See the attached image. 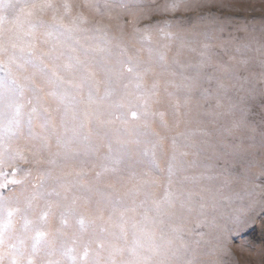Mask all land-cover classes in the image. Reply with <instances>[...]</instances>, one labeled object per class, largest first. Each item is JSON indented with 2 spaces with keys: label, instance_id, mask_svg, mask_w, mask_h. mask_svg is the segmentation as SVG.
<instances>
[{
  "label": "rangeland",
  "instance_id": "1",
  "mask_svg": "<svg viewBox=\"0 0 264 264\" xmlns=\"http://www.w3.org/2000/svg\"><path fill=\"white\" fill-rule=\"evenodd\" d=\"M70 2L87 16L74 40L91 53L89 59L96 57L92 91L82 87L77 96H92L89 115L84 102L73 103L55 85L33 77L28 64L18 67L20 61L9 64L0 55V83L5 77L17 81L10 100L0 91V150L10 143L35 147L42 162H19L31 175L17 174L22 185L16 194L36 187L43 197L37 212L51 205L42 229L48 242L34 253L26 242L27 258L32 264H159L162 257L148 250L146 238L137 239L130 224L170 193L174 205L166 220L173 243L165 252L167 264H264V212L258 203L264 201V0ZM177 2L175 11L164 10ZM147 26L163 29L159 35L153 31L151 44L165 54V67L150 65L145 84L156 82L157 89L147 101V119H140L145 99L126 79L109 81L97 65L112 67L129 56L149 62L148 49L135 39ZM35 35L34 63H67L54 36ZM100 41L110 42V54L96 51ZM225 65L235 78L227 94L218 95ZM26 77L42 90L33 91ZM193 79L198 83L189 89ZM74 198L69 211L65 205ZM114 200L121 202L119 211L135 209L126 213L132 219L123 238L107 223ZM254 203L252 218L234 223ZM21 225L14 221L13 229Z\"/></svg>",
  "mask_w": 264,
  "mask_h": 264
},
{
  "label": "snow or ice",
  "instance_id": "2",
  "mask_svg": "<svg viewBox=\"0 0 264 264\" xmlns=\"http://www.w3.org/2000/svg\"><path fill=\"white\" fill-rule=\"evenodd\" d=\"M179 6L180 3L178 2L171 3L166 5L164 10L175 11ZM85 7L91 8L92 6L85 5ZM129 14L133 17L137 15V13L131 12ZM140 15H144V13H140ZM45 16H49L50 20H45L43 18ZM86 26L87 16L80 10L79 6L73 5L70 0H0V55L7 56L9 64L20 61L18 67L28 64L33 69V77L40 79L41 83L55 85L62 90L64 97H71L73 103L84 102L86 105L85 114L89 115L87 108L94 103L92 96L89 95L87 101H77V96L82 87L88 88L90 93L92 91L95 78L93 65L96 62V57L92 56L89 59L91 53L81 49L74 40L75 34L82 31ZM38 31L56 38L57 44L64 50L60 52V56L65 57L67 63L53 64L49 67L42 58L40 63L33 62V58L38 55L35 35ZM99 31L106 35L103 28H100ZM153 31L159 35L163 29L158 26L155 28L147 26L138 30L135 36L136 42L140 44L141 48L148 49L149 62L141 61L136 56H129L117 58L112 67L102 63L97 65L105 69L109 81L126 79L129 84L133 85V90L140 94V98L145 99V109L140 113V119H147V101L150 97L155 96L157 89L156 82H153L150 87L145 84L146 77L152 73L150 65L165 67V54L156 52L151 44ZM26 36L32 37V39L26 40ZM109 43L100 41L96 46V51L110 54ZM29 52L32 55L26 56L25 54ZM43 55L40 54L41 57ZM60 56H57L56 59L59 60ZM81 56L84 59H81ZM125 65H130L126 72ZM221 71L222 75L217 80L216 93L226 95L228 81L235 78V71L231 65H225ZM180 74L183 75V73ZM33 77H26L29 84L32 85V90H42ZM196 83L198 81L193 79L192 83L188 85L189 89ZM16 88L17 81L9 77H5L4 81L0 83V91L9 100L15 94ZM21 107L23 106L15 109L16 116L20 115ZM32 111L35 112L36 110L33 109ZM132 116L136 117L137 112L133 111ZM160 116L163 119V113ZM31 119V114H29V123ZM15 122L18 123L19 121ZM38 156V151L29 143L15 147L10 143L6 148L0 150V264H5V261L6 264H32L26 255V242H32L33 253L37 245L48 242L46 237L49 236V233L42 229L47 223L44 218L49 215L51 205L47 209H40L37 212V205L43 197L36 187L30 193L22 191L16 194V186L22 185V177L18 178L17 174L31 175V169L25 170L19 167V162L40 165L42 161ZM47 163H55V161L49 160ZM61 171H63V166H61ZM66 174L71 175V173ZM59 195L57 193V196ZM65 199L67 198L65 197ZM75 203L76 199L74 198L71 204H67L65 207L71 211L72 205ZM112 203L114 206L108 216L107 223L119 229V233L113 234L116 238H123L127 234L132 219L126 213L134 212L135 209L119 211L121 202L114 200ZM258 203L261 211L264 212V201ZM173 205L174 200L171 194L166 193L163 198L152 201L142 214V219L130 224V228L137 239L146 238L149 241L148 250L162 257L159 264H167L166 258H164L165 252L170 249L173 243L167 230L166 220ZM255 207V203L248 206L247 216L242 210L240 214L234 217V223L239 224L242 217L251 219V213L254 212ZM100 218L103 219V217ZM14 221H22L19 230L13 229ZM79 223L83 227L85 221L81 219ZM14 232H18V234L14 235ZM83 255L88 257L87 248H85ZM85 264H89V262L85 261Z\"/></svg>",
  "mask_w": 264,
  "mask_h": 264
}]
</instances>
